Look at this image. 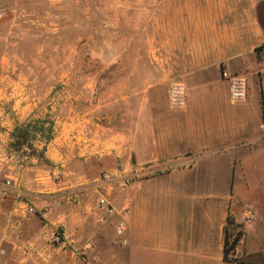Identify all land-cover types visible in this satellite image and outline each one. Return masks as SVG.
Listing matches in <instances>:
<instances>
[{
    "label": "crops",
    "instance_id": "crops-1",
    "mask_svg": "<svg viewBox=\"0 0 264 264\" xmlns=\"http://www.w3.org/2000/svg\"><path fill=\"white\" fill-rule=\"evenodd\" d=\"M157 33L171 36L159 62L179 76L184 104L157 110L142 87L125 98L121 141L64 103L52 139L33 144L47 163L0 157V174L19 175L25 198L12 191L0 202V264H264V70L251 62L264 49V0L162 2ZM222 73L245 77L243 101L230 99ZM121 153L123 172L111 164ZM52 228L78 244L51 252L29 239L45 243Z\"/></svg>",
    "mask_w": 264,
    "mask_h": 264
},
{
    "label": "rangeland",
    "instance_id": "rangeland-1",
    "mask_svg": "<svg viewBox=\"0 0 264 264\" xmlns=\"http://www.w3.org/2000/svg\"><path fill=\"white\" fill-rule=\"evenodd\" d=\"M188 1L213 0H0V157L36 154L33 144L44 140L41 135L31 132L34 139L24 142L14 131L39 120L44 123L37 127L47 130V121L69 108L64 103L80 111L90 128H96L93 120L99 121L121 141L126 97H140L142 87L150 85L153 108L163 109L169 85L180 80L167 74V58L159 62L163 50L172 48V39L158 35L157 9L162 2ZM251 62L264 70L263 48ZM112 163L123 172V153ZM122 172L115 184L118 194L124 191ZM60 232L62 243H52L50 230L45 243L40 233L29 239L49 244L51 252L62 244H78ZM84 244L89 248V242ZM116 246L123 251L121 244ZM55 257L61 260L60 254Z\"/></svg>",
    "mask_w": 264,
    "mask_h": 264
},
{
    "label": "built area",
    "instance_id": "built-area-1",
    "mask_svg": "<svg viewBox=\"0 0 264 264\" xmlns=\"http://www.w3.org/2000/svg\"><path fill=\"white\" fill-rule=\"evenodd\" d=\"M222 77H226L228 82V90H229V97L233 102H241L246 97V81L242 76L238 75H229L222 73ZM184 88L183 86L175 81L169 85L168 89V101L170 106L174 108L181 107L184 104ZM19 175L18 176H3L0 174V202L10 196L12 191L16 192V200L18 202H24L25 198L24 195L19 187ZM105 174L101 175L103 179ZM98 207L102 209L106 215L112 216L114 214V209L112 208L111 204L108 200L104 197L98 200ZM26 214L28 215H35L36 210L34 207L28 205L25 210ZM239 233L241 234L242 238V231L240 230ZM115 235L123 239L124 229L122 224L116 226L115 228ZM50 238L52 243H62L63 235L60 230L52 228L50 230ZM0 254H4L3 251L0 250Z\"/></svg>",
    "mask_w": 264,
    "mask_h": 264
},
{
    "label": "trees",
    "instance_id": "trees-1",
    "mask_svg": "<svg viewBox=\"0 0 264 264\" xmlns=\"http://www.w3.org/2000/svg\"><path fill=\"white\" fill-rule=\"evenodd\" d=\"M263 119H264V114H263ZM38 122L40 123H44V121L39 120ZM38 122H36L34 125L31 124L28 127H26L25 129H17L14 131V136L17 139H20L24 142L30 141L31 139H34V137H31L30 134L31 132L35 133V134H40L41 137L44 139V141L48 142L52 139V133H53V122L51 121H47L48 123V128L47 130H43L42 127H37ZM32 156L37 157V159L41 162V163H47L43 158V154L42 152H37L36 154L34 153ZM225 253L228 252V248H226L227 246V242L225 240Z\"/></svg>",
    "mask_w": 264,
    "mask_h": 264
}]
</instances>
